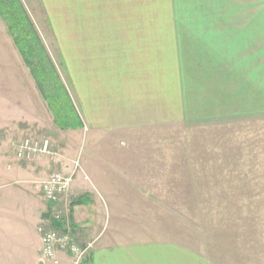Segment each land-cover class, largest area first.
I'll use <instances>...</instances> for the list:
<instances>
[{
	"label": "rangeland",
	"instance_id": "1",
	"mask_svg": "<svg viewBox=\"0 0 264 264\" xmlns=\"http://www.w3.org/2000/svg\"><path fill=\"white\" fill-rule=\"evenodd\" d=\"M15 3L0 0V172L22 171L25 184L39 191L54 173L71 178L68 197L58 206L50 207L41 195L46 209L37 229L46 226L68 235L77 249L59 251L58 264H87L102 239L170 242L206 264H264V114L240 116L229 109L209 121L202 110L196 114L200 119L183 126L121 135L93 132L81 124L47 15L58 14L50 17L52 24L63 25V9L47 11L49 3L40 0ZM201 6L185 11V25L213 32L184 35L185 61L193 52V58L220 71L213 82L223 80L232 95L243 90L245 100L256 101L257 85L264 91V0H214ZM45 141L46 151L18 159L23 143ZM126 154L128 162L118 170L112 158ZM103 174L109 175L99 179L110 191L105 197L93 177ZM110 179L117 180L116 186ZM85 193L102 208L86 207L80 221L87 223L79 228L72 202ZM54 211L60 212L57 220L51 218ZM113 231L117 236L101 237Z\"/></svg>",
	"mask_w": 264,
	"mask_h": 264
},
{
	"label": "crops",
	"instance_id": "2",
	"mask_svg": "<svg viewBox=\"0 0 264 264\" xmlns=\"http://www.w3.org/2000/svg\"><path fill=\"white\" fill-rule=\"evenodd\" d=\"M40 1L49 3L45 7L47 11L63 9V25L52 24L51 18L58 14L48 12L47 15L59 49L63 51L64 65L78 100L81 124L89 130L121 135L178 127L200 119L196 114L202 110L207 111L209 121L220 119L229 109L238 110L240 116L264 114L261 84L256 88V101H247L242 96L243 90L232 95L226 82H213L212 78L220 71L193 58V52L187 53L186 61H189H185L184 35L213 32L209 28L185 25L188 23L184 20L185 11L200 9L202 3L214 0ZM106 142L103 143L109 145L110 142ZM128 155H115L113 165L118 170L125 167L128 160L123 156ZM108 176H93L103 195L110 191H104L99 179ZM114 176L119 178V175ZM109 181L112 187L116 186L117 180ZM81 184L86 187L82 181ZM83 200L87 204L74 207V219L79 228L87 223L86 219L80 221L86 207L102 208L100 204L95 207L87 193ZM41 209L45 210L46 206L39 188L25 184L22 171L0 172V264H41L37 233L43 217ZM115 236L113 231L101 237ZM201 259L184 246L170 242L102 239L87 262L206 264Z\"/></svg>",
	"mask_w": 264,
	"mask_h": 264
},
{
	"label": "built area",
	"instance_id": "3",
	"mask_svg": "<svg viewBox=\"0 0 264 264\" xmlns=\"http://www.w3.org/2000/svg\"><path fill=\"white\" fill-rule=\"evenodd\" d=\"M41 146H29L28 142L23 143L20 151L17 153L18 159H24L25 156H35L37 150L46 151L47 142H42ZM27 152V154H25ZM71 178H67L60 173H54L44 180L40 185V192L44 202L50 207H56L63 200L68 197V188ZM54 220L60 218V212L54 211L52 217ZM41 237L42 256L40 259L41 264H58V252L64 251L66 253L77 252L72 240L68 235L60 236L54 231H50L46 226H41L37 229ZM64 237V238H61ZM67 237V238H66Z\"/></svg>",
	"mask_w": 264,
	"mask_h": 264
},
{
	"label": "trees",
	"instance_id": "4",
	"mask_svg": "<svg viewBox=\"0 0 264 264\" xmlns=\"http://www.w3.org/2000/svg\"><path fill=\"white\" fill-rule=\"evenodd\" d=\"M14 3H15V0H14ZM16 4V3H15ZM4 5V4H3ZM15 6V5H14ZM16 8L18 9V11H19V7H17V4H16ZM11 11H13V10H11ZM14 11H16V10H14ZM13 11V12H14ZM11 15H12V12H11ZM2 16H4L3 14H2ZM18 21V20H17ZM20 21V20H19ZM32 33V37H34V41L38 44V42L36 41V37H35V33H33V31H31ZM21 34H19L18 36H20ZM31 37V38H32ZM24 41L23 42H21L20 40H18L17 39V47H19V49H24L25 47L23 46L24 44ZM23 44V45H22ZM26 45V44H25ZM57 86V92L60 94V96L62 97V99H63V102L65 103L66 101H65V99H64V96H65V93H64V89L62 88V86L60 85V84H58V85H56ZM61 102V101H60ZM70 111H72L71 109H70V107L69 106H66ZM67 109V110H68ZM69 111V112H70ZM72 204H77V205H83V204H87V202L85 201V200H83V197H79V198H77V200L75 199L73 202H72ZM86 264V263H85ZM87 264H88V262H87Z\"/></svg>",
	"mask_w": 264,
	"mask_h": 264
}]
</instances>
